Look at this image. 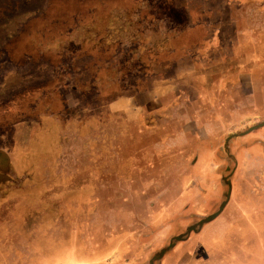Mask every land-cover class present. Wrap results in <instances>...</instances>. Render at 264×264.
<instances>
[{
	"label": "rangeland",
	"instance_id": "1",
	"mask_svg": "<svg viewBox=\"0 0 264 264\" xmlns=\"http://www.w3.org/2000/svg\"><path fill=\"white\" fill-rule=\"evenodd\" d=\"M8 1L17 4L0 13V147L20 153L0 151V264H264V151L251 136L264 128V55L195 43L226 22L228 5L251 0ZM67 83L78 88L61 92L64 109L41 105ZM118 95L142 112L105 109ZM154 97L166 106L151 108ZM165 125L200 147L162 156ZM145 133L159 156L135 167L146 145L134 136ZM237 133L227 155L223 139ZM202 158L207 168L194 169ZM225 181L223 208L186 232L218 210Z\"/></svg>",
	"mask_w": 264,
	"mask_h": 264
},
{
	"label": "crops",
	"instance_id": "2",
	"mask_svg": "<svg viewBox=\"0 0 264 264\" xmlns=\"http://www.w3.org/2000/svg\"><path fill=\"white\" fill-rule=\"evenodd\" d=\"M15 4H17V3L14 2V4H12L8 0H0V13L2 12L4 14L6 12H10L12 9L13 10L16 9ZM226 17L227 18H226L225 23L220 24L219 22H216L214 26L211 25L210 27H208V29H211L212 33L208 36L203 37L202 41H200V42L197 41L195 43H222V42L226 43L227 42V43H231L234 47V48L232 47L233 49H231V51L236 52V49L244 48V51H242V52L244 53L245 56L261 57L262 55H264V0H251V1H249V3H247L245 5H236V6L232 5V7L230 5H228ZM203 20H204L203 18H197L195 21L189 19V22L185 25L188 28H193V27H196L197 24L203 23ZM238 20H241L243 22V25L241 27L239 25H237V24H239ZM225 24L228 26L227 28L224 27ZM223 27L227 29L224 34H223V31H224ZM185 37H184V39H185L184 42L186 43L190 40L189 34H188V36H185ZM236 43L238 44L237 48H236ZM250 43H252V45H250L249 48L245 49L246 44H250ZM238 51H240V50H238ZM248 75H249V81L250 80L253 81L254 73L248 72ZM263 78H264V76H262V79ZM248 83L250 84V82H248ZM147 85L149 87H146L145 90H146V93H148V95H150V97H151L156 88H155V86H151L150 83H148ZM163 87H165V86H163ZM256 87H258V86L256 85ZM36 88H39V87H36ZM65 88H68L69 90H71L73 92V91H76L78 87L75 83H73V84L67 83L65 86L64 85L57 86L54 89V90H56V92L54 91V92H50V93L46 94V95H48L46 97L48 99H44L43 97L41 98V100H42L41 105H44L45 107H55V108H59V109H64L65 106L68 105V99L66 97H64V95L61 93ZM250 89H252V88H250ZM253 89H255V88L253 87ZM41 90L42 89H40L39 91H41ZM260 90H264V86ZM154 99H155V97L152 98L151 101L148 102L152 106L151 108L159 107V105L162 104V102H163V107L166 106V104H164L166 102L165 101L166 99H163V101H161L159 103H156V101ZM44 101H46V102L43 103ZM213 102H215V100H213L212 103ZM155 103L157 105H155ZM104 107H105V109H107L109 111H122L123 113L127 112V114L129 112L133 113L132 112L133 110H134V113L139 114L142 112V108H143L142 104L135 103V100L133 101L131 96H125L124 97L121 95L120 96L118 95V96L110 99L109 101H107L106 104L104 105ZM57 112L48 113V114L53 115V114H56ZM214 114H215L214 117H216L217 121H222V118H220L222 113L219 110L218 111L214 110ZM229 114H232V113L229 112ZM8 115L9 114H7L4 109L0 110V119H2V122H5L6 117ZM196 121L200 122V118H198ZM167 127L171 128V121L169 122ZM260 128L256 129V134H253L255 132L251 131L252 138L257 137L256 135H258L262 139V140H259L257 138L256 139L257 141H256V143L253 144L252 149H258V150L264 151V128H262V129H260ZM166 132H167V130H166V125H165L164 131L162 134V136L164 137V139H163L164 141L162 144L163 145V149H162L163 154H161L162 156H164L165 152L170 150L172 147H175V148L185 147L186 149L188 147L189 148L191 147V149L194 147H200V144H199L200 137L196 138L195 135L192 136V135H188V134H184V135L175 134L172 137V136H169ZM158 137H160V136H158ZM170 137L175 139V141L173 143H172V141H170V139H171ZM245 137H247V136H245ZM134 139H136V144H142L143 143L146 145L142 152L140 151L137 154H135V152H134V166L135 167H139V165L141 163L148 161V160H151V159L153 160L154 157L159 156V153H157L155 155H151L152 150L155 151V149L152 148V146L150 145L149 139L151 140V137L148 133L141 134L140 136H134ZM232 139H234V138H230L228 140L227 146L229 145V142ZM145 140H146V143L144 142ZM211 146L212 145L210 142V144L207 147L208 150L209 149L210 150L208 151V153L206 152L205 155L208 156L212 160L213 152L211 150ZM19 149H20L19 146L18 147H10L9 145H7V147H0V151L5 153V154L14 153V152L20 153ZM245 154H251V152L250 153L246 152ZM200 157H202V154H200ZM192 163L194 164V169H197V170H200V169L204 170L208 166V163L207 162L205 163V160H203V158H202V160L199 159V160H196Z\"/></svg>",
	"mask_w": 264,
	"mask_h": 264
},
{
	"label": "water",
	"instance_id": "3",
	"mask_svg": "<svg viewBox=\"0 0 264 264\" xmlns=\"http://www.w3.org/2000/svg\"><path fill=\"white\" fill-rule=\"evenodd\" d=\"M260 125H264V121H262L261 123H258L257 126ZM248 132V131H247ZM242 133H237V134H228L227 136H225V138L223 139V144H222V148L223 151L229 155V153L227 152L226 148H227V142L230 138H236L238 136H240ZM226 185H227V192L225 194V199L223 202H221V204H219L218 210L212 214H209L208 216H205L204 218H202L201 220H199L197 223L192 224L191 226L186 228V232L190 231L194 226L196 225H200L203 222H207L209 220H211L212 218H214V216H216V214L223 208V206L225 205L226 201L228 200V196H229V192H230V183L229 181H225ZM185 233H181L176 235L173 240H179L181 239V237L184 235ZM173 241L169 242L168 246L172 245ZM164 251V249L160 250V252H158L155 256H159L160 254H162V252Z\"/></svg>",
	"mask_w": 264,
	"mask_h": 264
}]
</instances>
